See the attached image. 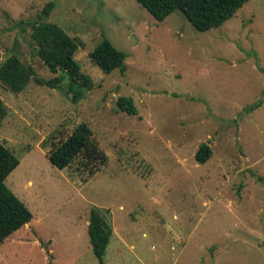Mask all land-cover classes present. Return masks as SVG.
<instances>
[{
    "label": "rangeland",
    "instance_id": "rangeland-1",
    "mask_svg": "<svg viewBox=\"0 0 264 264\" xmlns=\"http://www.w3.org/2000/svg\"><path fill=\"white\" fill-rule=\"evenodd\" d=\"M49 1L0 0V64L17 52L38 76L64 74L36 53L34 24L53 23L86 43L75 58L94 84L75 102L67 76L20 93L0 79V139L20 159L6 183L34 215L0 245V264H99L93 206L113 225L105 264H264V0L207 31L180 10L159 21L138 0H54L46 16ZM104 36L127 52L124 73L92 63ZM83 122L109 156L91 176L47 156Z\"/></svg>",
    "mask_w": 264,
    "mask_h": 264
},
{
    "label": "trees",
    "instance_id": "trees-1",
    "mask_svg": "<svg viewBox=\"0 0 264 264\" xmlns=\"http://www.w3.org/2000/svg\"><path fill=\"white\" fill-rule=\"evenodd\" d=\"M249 0H138L159 21H163L171 13L180 10L198 30L207 31L218 28L233 17ZM56 2L49 1L44 7V14L50 15ZM35 23L37 39L36 53L52 73L64 72L52 78L38 76L35 67L21 59L17 52L10 54L0 64V79L12 91L20 93L36 81L39 85L57 88L69 79V92L73 100L78 102L84 95L82 87L91 89L92 78L83 72L75 54L86 43L71 36L61 26L45 23L38 26ZM93 64L105 73L119 69L126 70L127 52L116 47L104 36L102 41L89 53ZM77 86L80 88L78 89ZM120 110L129 114H137L138 109L130 96H120L117 100ZM251 109H254L251 107ZM7 114V106L0 98V129ZM50 135L49 138H52ZM51 140L47 156L50 162L59 169L79 162V168L88 171L89 176L101 170L109 161L108 154L100 148L93 137L91 127L80 123L65 140ZM46 146L47 139L43 141ZM212 155L209 144L202 143L196 158L205 163ZM20 159L5 142L0 139V245L14 232L33 220V212L27 204L7 185V177L19 166ZM88 234L93 252L99 264H105V255L113 235V225L99 206H93L90 212Z\"/></svg>",
    "mask_w": 264,
    "mask_h": 264
}]
</instances>
